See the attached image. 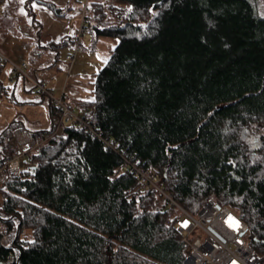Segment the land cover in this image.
Instances as JSON below:
<instances>
[{
  "label": "trees",
  "instance_id": "1",
  "mask_svg": "<svg viewBox=\"0 0 264 264\" xmlns=\"http://www.w3.org/2000/svg\"><path fill=\"white\" fill-rule=\"evenodd\" d=\"M33 2L45 0H28L31 16ZM84 23L118 44L79 114L152 166L190 213L208 200L240 213L249 242L264 250V18L253 1L89 0ZM73 44H54L57 58ZM5 69L0 62V100H14ZM41 98L52 126L30 132L47 137L36 169L0 179V264H185L175 207L141 191L133 174H116L119 154L63 125ZM18 127L0 131V169Z\"/></svg>",
  "mask_w": 264,
  "mask_h": 264
},
{
  "label": "built area",
  "instance_id": "2",
  "mask_svg": "<svg viewBox=\"0 0 264 264\" xmlns=\"http://www.w3.org/2000/svg\"><path fill=\"white\" fill-rule=\"evenodd\" d=\"M88 1L85 0V7ZM88 31L83 20L73 35L72 53L66 56L67 61H74L75 56L81 52L82 39ZM0 62L10 64L13 77L31 78L36 93L46 96L54 103L63 125L86 129L105 148L119 154L122 162L116 174H133L141 191H154L162 195L169 206L175 207L176 228L183 233L189 246L185 264H264V250L256 249L249 242V227L240 213L230 207L219 206L214 200H208L198 213H190L175 201L152 166H146L138 159L126 155L115 140L103 136L84 114H79L65 101V94L56 96L47 82L28 75L27 63L17 65L1 52ZM46 141L45 135H32L23 127L14 129L8 137L13 155L7 165L0 169V179L20 177L23 169L33 166L34 156Z\"/></svg>",
  "mask_w": 264,
  "mask_h": 264
},
{
  "label": "rangeland",
  "instance_id": "3",
  "mask_svg": "<svg viewBox=\"0 0 264 264\" xmlns=\"http://www.w3.org/2000/svg\"><path fill=\"white\" fill-rule=\"evenodd\" d=\"M26 1L27 0H23V2H21V0H7L6 4L0 7V52L4 54L11 62L17 65L22 64L24 48L27 47L29 43H35L38 41V34L40 32V27L37 24L36 26L33 25L32 18L29 16L25 8ZM49 1L53 2L57 8L62 10L66 9V7H64L65 4L62 2H56V0ZM100 1H103L106 4L113 3V0ZM252 1L255 4L257 16L264 18V0ZM6 34H8L7 38L10 37V34L17 35L18 39L20 40H18L11 48H9L8 46L4 45L2 41L4 38L3 36ZM43 40H45V38ZM117 44L118 40L116 39L102 38L93 49L91 35L86 33L84 35V49L75 56L74 61L66 60V55L72 53V48L71 50L69 47L62 48L60 51V60L58 61L57 66H54L52 69H50L51 73H53V76L57 74L56 79H58V88L56 89L57 92H54L56 96H60L64 93L61 92V90H63L65 87V83L68 84V80V87L71 89H77L79 86V83L77 82L78 77H92L95 73L101 70L106 65L112 50L117 46ZM52 61H54V59H52ZM28 75L30 74L28 73ZM30 76L32 78H36L39 81H45L51 78L49 74L44 73H37V77L32 75ZM3 79L6 85L11 87V91L13 92L15 84L12 82L16 78L11 77V66L9 63H6ZM23 79L25 80V90L23 87L24 84L20 83L16 89L14 100H11L10 98L0 100V131L5 130L14 119L17 121L21 119L29 121V123H27L28 130H34V128H50L47 100H45V103L43 102V106L36 108L21 106V104L15 103L16 99L19 101L23 100L25 98L24 96H26L25 93H28L30 97L34 99L41 98L40 94L34 92V83L32 79L27 76H24ZM69 104L73 107V109L76 108L74 103L69 102ZM57 131L59 132L60 129ZM250 137V134H248V140L251 139ZM33 167H36V163L33 164ZM24 238L31 239L32 234L27 231L24 234Z\"/></svg>",
  "mask_w": 264,
  "mask_h": 264
},
{
  "label": "crops",
  "instance_id": "4",
  "mask_svg": "<svg viewBox=\"0 0 264 264\" xmlns=\"http://www.w3.org/2000/svg\"><path fill=\"white\" fill-rule=\"evenodd\" d=\"M56 2H62L63 4H65L64 7H66V9L62 10L60 8H57L56 5L53 4V2L49 0H45V3L33 2L30 5V8L32 10V16L27 10L28 0L25 2V8L29 16L32 18L33 25L36 26L37 24L40 27V32L38 34V37H39L38 41H36L35 43H29L27 47L24 48L23 55H22L23 56L22 63L24 62L27 63L28 73L30 75L34 77H37L36 76L37 73H44V74L50 75L51 78L49 80H45V79L43 80H45L48 83L50 89L53 92H57L56 89L58 88V79H56L57 74L53 76V73H51L50 69H52L54 66L55 67L57 66V63L60 60L61 52H59V59H58L56 51L55 49H53L52 46H54V44H58L64 38H72L75 32L81 26L82 21L84 20V15H85L84 0H56ZM86 33L90 34L89 31ZM7 35L8 34L3 36L4 38L2 41L4 45L8 46L9 48H11L18 40H20L18 39L17 35L10 34V37L8 38H7ZM44 38L45 40H43ZM91 38H92V44H93L92 48L94 49L96 47V44L102 38L96 40L93 35H91ZM67 47H69V49L71 50L72 45H69ZM83 49H84V36L82 39L81 51ZM10 53L13 54L12 52ZM52 59H54V61H52ZM95 75L96 73L92 77H87V76L78 77L77 82L79 83V86L77 89L69 88L68 87L69 80H68L67 81L68 84L65 83V87L63 88V90H61V92H64L63 94H65L66 102L68 104L69 102L74 103L76 106L75 110L78 113H83L81 111L80 106H78V103L80 101H93L94 100L93 90H94ZM12 83L15 84L14 90H13L14 97H15L16 89L18 88V85L20 83L24 84L23 87L25 90V80L23 79L22 76H18ZM25 94L26 96H24L25 98L23 100L19 101L18 99H16L15 103L17 104L19 103L21 104V106H26V107L28 106V107H35V108L44 105L45 100H41L42 98L34 99V98H31L28 93H25ZM47 110L49 113L50 128H51L52 120L50 117L49 105H47ZM13 121H17V120L14 119ZM18 122L21 123L23 128L28 130L27 123H29V121L21 119ZM43 130H48V129L34 128V130H30L29 132L31 131L38 132V131H43Z\"/></svg>",
  "mask_w": 264,
  "mask_h": 264
},
{
  "label": "water",
  "instance_id": "5",
  "mask_svg": "<svg viewBox=\"0 0 264 264\" xmlns=\"http://www.w3.org/2000/svg\"><path fill=\"white\" fill-rule=\"evenodd\" d=\"M33 169H36V167H33ZM167 172H168V171H167ZM167 172H166V174H165V177H166V176H167V174H168Z\"/></svg>",
  "mask_w": 264,
  "mask_h": 264
},
{
  "label": "snow or ice",
  "instance_id": "6",
  "mask_svg": "<svg viewBox=\"0 0 264 264\" xmlns=\"http://www.w3.org/2000/svg\"><path fill=\"white\" fill-rule=\"evenodd\" d=\"M21 2H23V0H21ZM129 11H131V9H129ZM231 219V218H230Z\"/></svg>",
  "mask_w": 264,
  "mask_h": 264
}]
</instances>
